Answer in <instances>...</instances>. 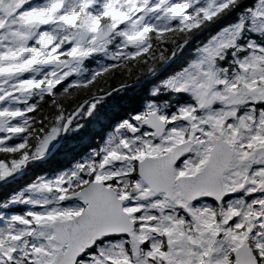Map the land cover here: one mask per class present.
Listing matches in <instances>:
<instances>
[{"label":"snow or ice","instance_id":"1","mask_svg":"<svg viewBox=\"0 0 264 264\" xmlns=\"http://www.w3.org/2000/svg\"><path fill=\"white\" fill-rule=\"evenodd\" d=\"M0 193V264H264V0H0Z\"/></svg>","mask_w":264,"mask_h":264},{"label":"trees","instance_id":"2","mask_svg":"<svg viewBox=\"0 0 264 264\" xmlns=\"http://www.w3.org/2000/svg\"><path fill=\"white\" fill-rule=\"evenodd\" d=\"M44 167V170H49V167L48 166H43ZM36 171H39V169H37ZM28 177H25L24 179H27ZM23 182V180L21 181V183ZM0 195H2V193H0Z\"/></svg>","mask_w":264,"mask_h":264}]
</instances>
